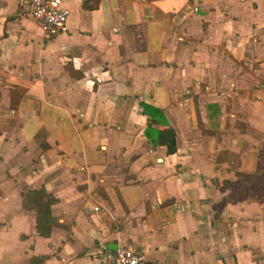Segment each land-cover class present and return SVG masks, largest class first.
I'll return each instance as SVG.
<instances>
[{
	"label": "crops",
	"instance_id": "0c3cea01",
	"mask_svg": "<svg viewBox=\"0 0 264 264\" xmlns=\"http://www.w3.org/2000/svg\"><path fill=\"white\" fill-rule=\"evenodd\" d=\"M0 0V264H264V0ZM171 125L176 150L145 133ZM44 186L38 233L22 192Z\"/></svg>",
	"mask_w": 264,
	"mask_h": 264
},
{
	"label": "built area",
	"instance_id": "2783aa9c",
	"mask_svg": "<svg viewBox=\"0 0 264 264\" xmlns=\"http://www.w3.org/2000/svg\"><path fill=\"white\" fill-rule=\"evenodd\" d=\"M17 14L30 16L46 37H53L66 27L68 8L62 0H19ZM147 247L103 242L96 249L99 264H147Z\"/></svg>",
	"mask_w": 264,
	"mask_h": 264
},
{
	"label": "trees",
	"instance_id": "16d2710c",
	"mask_svg": "<svg viewBox=\"0 0 264 264\" xmlns=\"http://www.w3.org/2000/svg\"><path fill=\"white\" fill-rule=\"evenodd\" d=\"M155 120L154 117L147 120L145 133L151 138L153 144L165 145L167 153L174 152L176 150L174 127L167 125L163 128L152 129L151 132V125ZM22 195L24 207L33 209L35 212L36 230L39 234L48 236L52 228L58 224L52 213V205L57 201V197L43 185L26 188Z\"/></svg>",
	"mask_w": 264,
	"mask_h": 264
}]
</instances>
